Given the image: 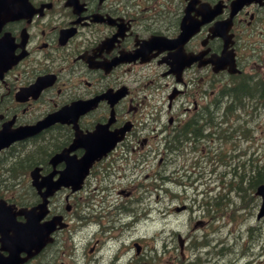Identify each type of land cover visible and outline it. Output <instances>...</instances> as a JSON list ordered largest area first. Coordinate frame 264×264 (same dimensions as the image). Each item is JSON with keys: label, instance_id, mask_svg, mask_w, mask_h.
<instances>
[{"label": "flooded vegetation", "instance_id": "af4514ba", "mask_svg": "<svg viewBox=\"0 0 264 264\" xmlns=\"http://www.w3.org/2000/svg\"><path fill=\"white\" fill-rule=\"evenodd\" d=\"M226 36L237 72H214ZM263 82L264 0H0V130L98 99L78 118L80 130L105 124L119 137L78 195L61 189L48 199L40 224L51 231L33 250L16 225L39 197L32 187L30 199L22 195L16 164L0 158V203L10 213L0 219V264H149L145 250L134 251L139 238L126 232L144 214L147 185L114 181L156 159L158 190L159 179L174 177L167 168L191 173L212 164L207 126L219 91ZM58 127L72 136L70 126ZM48 160H38L42 175Z\"/></svg>", "mask_w": 264, "mask_h": 264}, {"label": "rangeland", "instance_id": "374dc122", "mask_svg": "<svg viewBox=\"0 0 264 264\" xmlns=\"http://www.w3.org/2000/svg\"><path fill=\"white\" fill-rule=\"evenodd\" d=\"M226 101L224 98L222 100V107L217 109L220 116L223 113L222 109ZM244 104L246 107L250 104L259 105L257 101L247 99L244 100ZM236 113L239 119H237ZM219 125L217 119L216 124H209L214 129L219 128ZM220 127L225 131L230 130L232 133L229 131L231 135L229 137H226L222 131L217 133V135L211 136L213 138L211 141L213 145L212 174L207 173L204 175L200 168H197V174L200 172V176H198L196 185L189 189H183L178 185L182 172L167 168L165 172H173L174 177L171 179V182H165L159 179L160 184L158 190L144 197L146 201L141 207V212L145 210L143 213H148L149 217L145 218L141 214L143 218L133 226L140 231L134 234L133 239L141 237L147 247L152 231L164 226V228L167 227V229L174 232L171 239L170 237L167 238V244L168 247H173L174 251L178 253V246L175 240L176 233H180L185 237L187 247L192 245L194 237L199 232L191 231V227L196 220L203 219L200 216V212L197 211L191 214L189 213L190 209L188 212L182 213L179 216H169L167 221L159 223H155V221L168 214L169 209L178 203H182L187 207H201L206 203H210L211 200L214 201L220 198L219 192H222L228 195L227 202H230V204H224L222 206L223 213L221 217L216 215L215 217L211 216V218L207 217L206 219V229L210 234L208 245L204 248V251L208 253L211 251V253L206 258L205 255L192 250L190 251L191 259L199 264H206L207 261H210L207 264H264V220L257 221L255 219L258 199L253 195V186L251 185L253 180L248 181V178L251 176L250 165H261L264 163V108L258 109L256 113L249 107L237 112L234 111L233 116L228 119L227 125L222 124ZM239 135H243L245 139L239 138ZM225 138L230 141L220 143ZM231 140H235V142L232 143ZM218 150H222L225 153L214 154ZM33 155L35 158H38L35 154ZM26 156L25 153L20 151V155L16 156V161L18 162ZM153 167H156V159L151 161L149 166L142 171L137 169L135 173H132L131 170H126L124 177L117 178L113 184L126 182L130 188L134 186L142 188L145 185L149 187L150 182L155 179L152 172ZM240 171L241 173L245 172L242 182H240L241 177L235 176V173L240 175ZM118 175H121V172H118ZM167 175L166 173L165 176ZM211 179L213 181L211 182L213 189L219 192H203L205 182H210ZM27 181L25 175H22L21 183H27ZM120 186H116V188ZM217 186L221 189L218 190ZM225 186L226 188L223 190ZM150 187L153 186L151 185ZM232 188H236L237 191H231L230 189ZM24 189L22 188V191ZM202 192L204 194H200ZM148 208L152 209L150 213L147 211ZM128 216L129 213H127ZM168 233L169 231L166 234ZM160 244L161 242H157V247H160ZM193 247L196 246L193 245ZM167 251L171 253L170 249ZM187 254L189 255V253ZM204 261L206 262L203 263ZM162 264L170 263L163 262Z\"/></svg>", "mask_w": 264, "mask_h": 264}, {"label": "bare ground", "instance_id": "6f19581e", "mask_svg": "<svg viewBox=\"0 0 264 264\" xmlns=\"http://www.w3.org/2000/svg\"><path fill=\"white\" fill-rule=\"evenodd\" d=\"M254 87V86H253ZM260 87V86H259ZM262 87H264V86H262ZM264 89L263 88H256L254 91H252L251 92V96L253 97V98H256V99H258V100H261V101H263V103H264ZM236 95V94H235ZM207 128H208V130H209V137H211L212 135H217V133H219V132H223L225 135H226V137H229V136H231L229 133L231 132L230 130H223L221 127H220V125H219V128H216V129H214V128H212V127H210L209 126V124H208V126H207ZM230 131V132H229ZM232 133V132H231ZM212 138V137H211ZM212 140H213V138H212ZM264 164V163H263ZM255 165H259V164H251L250 165V167L249 168H252L253 166H255ZM262 165V164H261ZM247 170V169H246ZM197 171L198 170H195L194 172H192V173H187V172H182V174H181V176H180V181H179V183H178V185H179V187H182L183 189H189V188H191L192 186H195L196 185V181H197V179H198V176H200V172H198V174H197ZM168 176V175H167ZM173 179V178H172ZM166 182H171V179L170 180H166ZM204 192V191H203ZM200 193V194H204V193ZM219 194V193H218ZM215 197V196H214ZM211 202H212V200H211ZM206 204H208V203H206ZM195 206V205H194ZM184 207H187V206H184ZM199 207V206H198ZM153 208V207H152ZM152 209L151 208H148V212L150 213V211H151ZM147 213L146 212H144V214H143V217H145V218H147V217H149V214H148V216L146 217L145 215H146ZM143 217H141V218H143ZM135 222V221H134ZM134 224V223H133ZM125 226V225H124ZM134 225H132L131 227H129V228H134L133 227ZM147 254V256H143L142 258L143 259H145V260H147V258H148V253H146ZM211 259V258H210Z\"/></svg>", "mask_w": 264, "mask_h": 264}, {"label": "water", "instance_id": "95a60500", "mask_svg": "<svg viewBox=\"0 0 264 264\" xmlns=\"http://www.w3.org/2000/svg\"><path fill=\"white\" fill-rule=\"evenodd\" d=\"M21 134V133H20ZM18 134V135H20ZM9 140L6 141L8 144V142L12 141L13 138H18L16 135H14V137H12V135L7 137ZM21 138V137H20ZM100 156V155H98ZM92 158H90L89 160H91ZM77 163V164H75ZM87 166H83L82 162H78V161H74V163L70 164L68 166V173L66 174V177L69 182H71L72 184L77 183L83 176L84 174V170L86 169ZM255 194L261 197V202H260V206H259V211L257 213V218H260L261 216H264V184H260L257 186Z\"/></svg>", "mask_w": 264, "mask_h": 264}, {"label": "trees", "instance_id": "16d2710c", "mask_svg": "<svg viewBox=\"0 0 264 264\" xmlns=\"http://www.w3.org/2000/svg\"><path fill=\"white\" fill-rule=\"evenodd\" d=\"M261 88L264 89V87H261ZM228 92H229L230 97L233 100H237V101H240L247 94H249L250 96L252 95L251 92H248L247 88H242V89L238 90L237 88L230 87ZM261 102H262V104H264L263 101H261ZM36 156L39 157V155H36ZM34 159H35L34 155L32 156L30 154H27V156L24 159H21L18 162L21 163V165H24L26 163L29 164L30 162L35 161ZM252 172L257 173L256 176L254 177V179L256 180V181H254L255 184H257L258 182H263L264 181V164L253 166L251 168V173ZM244 174H245V172L241 173V171H240V175L235 173V176L241 177V181L240 182H242Z\"/></svg>", "mask_w": 264, "mask_h": 264}]
</instances>
